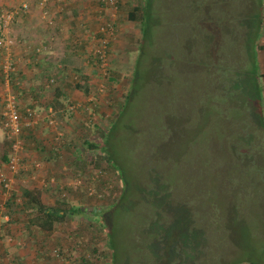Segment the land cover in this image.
I'll return each instance as SVG.
<instances>
[{
    "label": "rangeland",
    "instance_id": "374dc122",
    "mask_svg": "<svg viewBox=\"0 0 264 264\" xmlns=\"http://www.w3.org/2000/svg\"><path fill=\"white\" fill-rule=\"evenodd\" d=\"M246 1L152 0L141 47L144 0H95L82 55L63 54L35 91L7 82L5 58L20 69L14 45L0 47V97H18L22 123L10 137L0 103V172L12 179L8 195L0 182V264H264V17L254 53ZM17 20L0 19V33L20 44ZM114 123L107 148L122 176L90 146ZM38 191L73 208L53 231L29 221ZM121 195L105 229L96 215Z\"/></svg>",
    "mask_w": 264,
    "mask_h": 264
},
{
    "label": "crops",
    "instance_id": "0c3cea01",
    "mask_svg": "<svg viewBox=\"0 0 264 264\" xmlns=\"http://www.w3.org/2000/svg\"><path fill=\"white\" fill-rule=\"evenodd\" d=\"M28 1L31 3L29 8L31 11H27L29 14L24 13L17 17L19 20H17L15 36L20 40V44L17 43L14 46V55L20 71L14 76L16 75L15 78L20 87L23 84L26 87L28 85L29 90L35 91L38 84L43 81L45 83L44 79L49 77L48 70L52 66L55 67L58 60L63 59V54L64 56L82 55V48L86 45V41H82L81 27L86 18L92 17L90 5L95 0H49L50 21L36 10L32 12L38 1ZM58 3L61 5L60 10ZM58 11L61 14H58ZM1 33L4 35L3 32ZM7 34L14 35L9 30ZM67 48L68 54H65L64 50ZM21 256L24 258L22 253Z\"/></svg>",
    "mask_w": 264,
    "mask_h": 264
},
{
    "label": "trees",
    "instance_id": "16d2710c",
    "mask_svg": "<svg viewBox=\"0 0 264 264\" xmlns=\"http://www.w3.org/2000/svg\"><path fill=\"white\" fill-rule=\"evenodd\" d=\"M220 1H221L220 2L221 4L230 3L229 2L230 0H220ZM224 1H226V2L224 3ZM249 1L250 0L246 1L244 4H247L246 7H247V10L249 9V12L251 11V9L253 12L249 13L248 14L249 17H247V18H250V17L255 18V16H256V19H257V26L252 28V29H249L247 31V33H245L246 37L248 35V37L251 39V41H250L251 47L250 48L252 49V47L254 45L256 46V44L258 43V36H260V31L262 29V21H263V17H264V2H263L264 0H252L253 2L251 4L248 3ZM151 5H152V0H144V3L139 6L140 10L142 11L141 15L143 14V16L140 18V20L142 22L143 32H144V37H143L141 47L143 45H145L146 41L148 42V38L150 36L149 32H150L151 18L149 15V9L151 10ZM136 10L137 9H134V11L129 13V18L131 20H139L138 15L135 12ZM6 11H10V10H6ZM3 13H4V11L0 8V19H1V16ZM249 22L253 23L254 20H251ZM0 36H2L1 33H0ZM239 46H240V43H239ZM255 46L253 48L254 53H255ZM255 70H256V68H255ZM14 74H17V73H14ZM14 74L12 75V80L14 78ZM78 86H80V85L78 84ZM0 99H1V97H0ZM122 115H124V114H122ZM115 128H116V126L114 123V127L111 129L110 133L106 134V136H105L106 138H105V140L101 146H100V143H98V142L90 144V146L92 148L100 149L101 153H104V161L112 164L113 167H116L115 161H113L111 155L109 154L110 150L108 151L107 146H109L111 144L112 132ZM98 159H103V158L100 156H97V157L95 156V160L91 159V161L99 163L100 160H98ZM116 169L119 172L120 176H122L123 174L121 173V171L117 167H116ZM125 183L126 184H124V188L128 186L126 180H125ZM39 195H40V192L38 191L37 193H33L32 197H31L32 198V204L34 202L37 203L39 213L36 214L34 216V218H31L29 221H31L32 224L38 226L43 231H47V232L53 231L56 228L57 223L64 221V219L66 218V216L68 214L67 210L72 211L73 208L71 209L70 205L68 203H67L66 207L69 209H67V210L65 208H59V207H57V205L54 207H49V206L45 205L42 202V200L39 199L40 198ZM121 197H122V195L120 196V199L116 200L114 203H112L108 209H106V210L103 209L104 211L97 213L96 218L99 221L100 225H102L105 229L108 226V223H107L108 220H107L105 215L109 214L113 210V208H115L121 202ZM28 203L30 204V200ZM61 204L64 205V203H61ZM78 211H80V210L78 209ZM112 239H113V235L111 232V234L109 235V238L107 237V247H106L107 258H109L110 253H111L110 247H111V244H113ZM111 256L114 257L113 252L111 253ZM246 260H249V262L251 264H259L256 262L255 259H252V258H247ZM234 263H236V262H234ZM110 264H111V260H110Z\"/></svg>",
    "mask_w": 264,
    "mask_h": 264
},
{
    "label": "built area",
    "instance_id": "2783aa9c",
    "mask_svg": "<svg viewBox=\"0 0 264 264\" xmlns=\"http://www.w3.org/2000/svg\"><path fill=\"white\" fill-rule=\"evenodd\" d=\"M106 4L115 6L118 3V0H104ZM48 0H40L41 4V10L46 17L48 15V10L45 8L47 5ZM29 10V1L24 0L18 8L15 10L10 11H4V13L1 16V19L4 21V27L7 28L11 22L14 21L15 18L18 16L26 13ZM16 45V39L12 36L6 35V37H3V35L0 37V47H10V46ZM1 70L3 74L6 77L7 82L12 79V75L16 73V67L14 64V61L7 56L5 58V62L3 63ZM0 103L2 106V117L3 118V128L6 130L8 135L10 137H13V139H18V136L21 133L22 130V123L20 121V112L18 107V97L12 93L11 91H6L3 96L0 99ZM17 144L21 145V141H17ZM40 166V165H37ZM8 167L12 173H15L22 169L23 167L20 166V159L13 155L9 162ZM5 174L3 172H0V182L1 187L5 191V195H8V191L11 189V181L12 179L4 177ZM6 221L10 220V217L8 214L4 216Z\"/></svg>",
    "mask_w": 264,
    "mask_h": 264
}]
</instances>
